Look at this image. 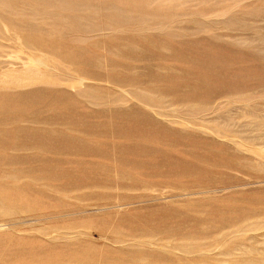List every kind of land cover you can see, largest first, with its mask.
<instances>
[{"label":"rangeland","instance_id":"obj_1","mask_svg":"<svg viewBox=\"0 0 264 264\" xmlns=\"http://www.w3.org/2000/svg\"><path fill=\"white\" fill-rule=\"evenodd\" d=\"M0 264H264V0H0Z\"/></svg>","mask_w":264,"mask_h":264},{"label":"bare ground","instance_id":"obj_2","mask_svg":"<svg viewBox=\"0 0 264 264\" xmlns=\"http://www.w3.org/2000/svg\"><path fill=\"white\" fill-rule=\"evenodd\" d=\"M23 76V75H22ZM34 76V75H33ZM30 77V76H29Z\"/></svg>","mask_w":264,"mask_h":264}]
</instances>
